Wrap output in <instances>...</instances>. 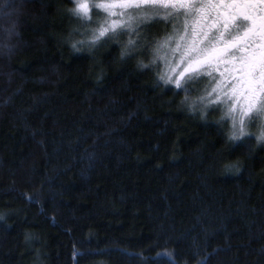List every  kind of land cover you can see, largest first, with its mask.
Segmentation results:
<instances>
[{"label":"trees","instance_id":"obj_1","mask_svg":"<svg viewBox=\"0 0 264 264\" xmlns=\"http://www.w3.org/2000/svg\"><path fill=\"white\" fill-rule=\"evenodd\" d=\"M11 3L0 264H264V144L229 141L121 45L90 46L72 0Z\"/></svg>","mask_w":264,"mask_h":264},{"label":"snow or ice","instance_id":"obj_2","mask_svg":"<svg viewBox=\"0 0 264 264\" xmlns=\"http://www.w3.org/2000/svg\"><path fill=\"white\" fill-rule=\"evenodd\" d=\"M76 5L72 14L92 23L90 13L94 8L102 9L110 20H105L98 31L93 32L90 46L107 42L126 32L137 39L127 41L121 51L122 58H130L138 49L140 33L153 25L165 22V28L172 24V32L157 45L169 48L181 59L173 75L159 79L165 85L175 81V88L187 91V85L199 82L203 76L197 74L207 69H215V74L225 79H213L209 99L216 97L215 108L220 107L218 92H223L230 105L229 115L232 130L229 141L250 139L254 133L249 127L258 126V144H264V0H72ZM13 9L11 0H0V9ZM161 13L163 15L161 16ZM99 15V12H97ZM183 17V23H180ZM174 22V23H173ZM15 26L9 30L10 35ZM86 34V33H85ZM189 39L191 43L189 44ZM84 42L73 43L72 48L80 50ZM175 44L173 48L172 45ZM153 64L157 61L153 60ZM142 70L148 64L140 62ZM223 69V71H221ZM214 77L213 72H208ZM178 94V93H174ZM238 113V115H236ZM202 113V118H204ZM221 125L227 119L218 121ZM159 255V254H158ZM197 264H205L197 261Z\"/></svg>","mask_w":264,"mask_h":264},{"label":"rangeland","instance_id":"obj_3","mask_svg":"<svg viewBox=\"0 0 264 264\" xmlns=\"http://www.w3.org/2000/svg\"><path fill=\"white\" fill-rule=\"evenodd\" d=\"M97 0H89V3L95 4ZM76 7V5H75ZM93 10H97L100 12V15H95L91 18L93 25H96L93 28L94 31H98L99 27L104 23L105 20H110L109 17L106 16V14L103 12L102 9L94 8ZM163 13H161V16ZM174 23V22H173ZM180 23H183V17H181ZM92 35L90 36L91 40L94 39ZM172 32V24L169 23L167 29L165 28V22L161 20L160 23H157L153 25L150 29H145L140 33L141 40L140 43L144 45V47L138 49L134 54L131 56L137 60H140L139 62L149 65L150 70L155 72L158 77L164 76L165 79H167L168 76H171L176 71L177 66L180 62V55L177 54L175 56L176 64H173V53L171 49L169 48H158L157 45L162 41V39ZM131 39H137L135 35L131 36L126 32L123 36L119 37H113L112 39H109L106 43H115L118 45H121L122 48L125 44H127V41ZM189 44L191 43V39H189ZM172 47H175V44L172 45ZM153 60L157 61L156 64H153ZM223 71V69H221ZM208 72H213V76H209ZM198 76H203V79L199 82H192L187 85L188 90H190L193 95L195 93H199L197 97H195L193 100L189 101V104L192 109H203L208 110L212 114L219 115L218 121H220L222 118L227 119V123H224L223 125L226 127L228 133L230 134L232 130V119L229 115V109L230 105L228 104V100L226 99L223 92H218L219 99L221 101L220 107L216 110H212L215 108V101L216 97H213L211 100L209 99V93L211 92L212 88L216 85L213 84V79L216 80L225 79L220 77L218 74H215V69H207V71H202L197 74ZM163 82V81H162ZM164 83V82H163ZM167 86H173L175 87V81L172 82V84ZM238 115V113H236ZM264 119V118H262ZM248 132L254 133L252 137L255 138L256 135H259L260 128L258 126L249 127ZM256 140V139H255Z\"/></svg>","mask_w":264,"mask_h":264},{"label":"clouds","instance_id":"obj_4","mask_svg":"<svg viewBox=\"0 0 264 264\" xmlns=\"http://www.w3.org/2000/svg\"><path fill=\"white\" fill-rule=\"evenodd\" d=\"M15 10L5 7L0 9V55L5 54V50L8 45L6 41L12 36L14 32L10 35L9 30L15 26Z\"/></svg>","mask_w":264,"mask_h":264}]
</instances>
